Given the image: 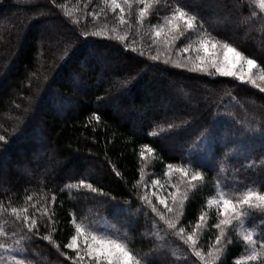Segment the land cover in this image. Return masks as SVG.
<instances>
[{
	"label": "trees",
	"instance_id": "trees-1",
	"mask_svg": "<svg viewBox=\"0 0 264 264\" xmlns=\"http://www.w3.org/2000/svg\"><path fill=\"white\" fill-rule=\"evenodd\" d=\"M189 1L0 0V264H88L67 247L78 225L143 264H264V213L243 205L261 246L244 260L236 229L221 242L212 203L264 193V91L194 70L188 51L206 38L264 71V12L255 0ZM181 6L202 28L190 32ZM171 167L200 177L175 222L143 182Z\"/></svg>",
	"mask_w": 264,
	"mask_h": 264
},
{
	"label": "rangeland",
	"instance_id": "rangeland-1",
	"mask_svg": "<svg viewBox=\"0 0 264 264\" xmlns=\"http://www.w3.org/2000/svg\"><path fill=\"white\" fill-rule=\"evenodd\" d=\"M255 1L259 5V0H255ZM189 2H192L195 5H199V2L197 0L189 1ZM261 10L264 12V9H261ZM204 42H206L208 45L207 52H205L204 47H203ZM193 45H192L191 50L189 48L188 51L195 58V62L197 63L196 66L198 68L203 69L202 72H211V73L222 75V73L218 72L215 67L211 66L213 61L218 62V64L221 67H224L226 55L228 56L229 60L234 58V54L227 52V49L225 48L224 44L209 41L206 38L199 39ZM236 59H237V63L235 65L234 71H236L237 74L233 77H236L237 79L241 80L240 77L243 76V80L241 81L248 83L260 90L264 89V71L257 65V63L251 69H249L247 65V60L249 58H247L245 55L241 53L240 57ZM252 81H254V83H252ZM219 138H221V136ZM223 138H224V135L222 134V139ZM225 152L227 155L234 154V152L229 149H226ZM235 154L241 155L243 154V152L237 151ZM39 160H42V159H39ZM7 164L8 162L3 163L4 171L7 169ZM143 180L146 186L149 187L147 193L150 194L152 201H155L156 203L154 204L152 202V204H154L155 206H160L162 209L160 208L159 209L163 212V214L164 215L168 214V219L171 222H175V220H177L182 214V207L186 201L188 192L194 186V184H196L200 180V177L198 174H195V172L191 170L190 168L181 169L179 167H171L166 181L162 183H159L156 181L154 182L151 181L149 183L147 176H144ZM146 190H147V187H146ZM248 192L249 191L236 194L233 191H227V192L221 191V192H218L216 195V198L212 200V203L215 204V207L221 210L222 222L219 225L220 234L222 236L221 242H223V240L226 238V235H228L233 230L232 228L236 229L237 232L246 241L247 246H248L247 253H246V256L244 257V260H249L248 257L252 256L253 252H255L257 255L261 253V246L257 243V241L255 240L253 236V231L251 227L249 226V224L247 223V216L239 215V213L242 211V208H243V205L240 203V201L244 198L245 195H247ZM151 199L149 198V201H151ZM224 199H229L235 202L237 205V210L233 211L230 209L228 213L225 214L223 212V203H222ZM252 203L254 205V204H258L259 202L253 200ZM137 215L138 214L136 213L134 214L135 219L137 218ZM224 221H230V223L226 224L224 223ZM205 222L206 221H204V224L206 225ZM85 227L79 226V230L76 227V232L74 236L76 239L75 241L73 240L71 241V243H73L74 245L71 249H74L79 254H82V258H79V259L85 261L86 263L96 264V262L90 255L91 249L95 245V241L92 239L93 236H95L97 240L103 239V240H109V241H116L126 246V248L129 251H131L125 243L114 238L108 232L92 231ZM249 236L252 238L251 242H249V240L247 239V237ZM188 238L189 240H191V243L196 242V237L193 238L192 236L191 237L188 236ZM157 243L159 246H161L160 242H157ZM83 253L85 254L84 256L86 258L83 256ZM170 253L172 254L171 251ZM195 253L197 254V252ZM135 257L139 260L137 256ZM103 264H107V262L105 261L103 262ZM140 264H143V263L140 262Z\"/></svg>",
	"mask_w": 264,
	"mask_h": 264
},
{
	"label": "snow or ice",
	"instance_id": "snow-or-ice-1",
	"mask_svg": "<svg viewBox=\"0 0 264 264\" xmlns=\"http://www.w3.org/2000/svg\"><path fill=\"white\" fill-rule=\"evenodd\" d=\"M112 2L115 4L116 0H112ZM259 7L261 9H264V0H259ZM122 11V9H121ZM193 13H195V9L191 10ZM175 16H177L180 19L184 20L185 25L190 30V32H194L197 28H202V24L198 23L197 21V15L196 14H189V11H186L184 6L179 7L176 12L174 13ZM187 17V18H186ZM173 28L177 27L175 23H173ZM160 33L157 32V35ZM96 41H92L91 45L94 48L96 45ZM203 47L205 52L208 51V45L206 42L203 43ZM225 48L227 49V52L233 53L234 58L229 60L228 56H225V66L221 67L218 62L213 61L212 67H215L218 72L222 73L225 76H235L237 73L234 71L235 65L237 63V59L239 58L241 53L238 52L235 48L229 47L227 44H225ZM187 51V49H185ZM256 64V60L254 59H248L247 65L249 69H251ZM196 71H201L203 69L196 68L194 69ZM241 80H243V76L240 77ZM254 83V81H252ZM261 91H264V89H261ZM3 137H0V140H3ZM253 200L258 201L259 204L253 205ZM163 202V201H162ZM223 203V212L225 214L228 213V211L231 209L233 211L237 210V205L235 202L229 199H224L222 201ZM242 205H247L248 209H251L253 206H255L261 213H264V194H261L260 192L256 191H249L247 195L244 196V198L240 201ZM248 209H245L244 211H241L239 213L240 216H247L254 220L255 213L250 212ZM32 221H29V228L32 227ZM224 223H230V221H224ZM219 227V225H217ZM79 230V226H77ZM75 237L72 238L73 241H75ZM92 239L95 241V245L91 249V257L94 259L96 264H103V262H107V264H140V261L133 255L131 251H129L126 246L116 242V241H109V240H97L95 236L92 237ZM219 240V238H217ZM249 242H251L252 238L249 236L247 237ZM74 245L73 243H69L67 245L68 248H72ZM199 255V253H198ZM256 253L253 252L252 256H249L248 259H254L256 257ZM14 261H16V264H25V261L23 259H17L16 256H13L12 258ZM151 264H156V261H152Z\"/></svg>",
	"mask_w": 264,
	"mask_h": 264
}]
</instances>
